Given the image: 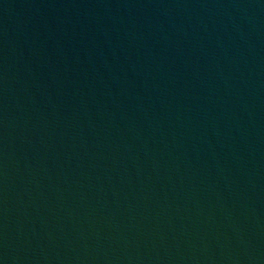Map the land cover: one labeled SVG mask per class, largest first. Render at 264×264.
<instances>
[{"label":"water","instance_id":"obj_1","mask_svg":"<svg viewBox=\"0 0 264 264\" xmlns=\"http://www.w3.org/2000/svg\"><path fill=\"white\" fill-rule=\"evenodd\" d=\"M0 264H264V0H0Z\"/></svg>","mask_w":264,"mask_h":264}]
</instances>
